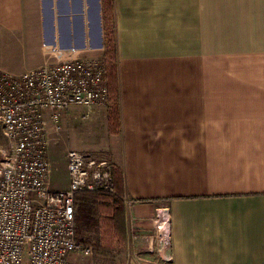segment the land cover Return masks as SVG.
Masks as SVG:
<instances>
[{"label":"crops","instance_id":"obj_1","mask_svg":"<svg viewBox=\"0 0 264 264\" xmlns=\"http://www.w3.org/2000/svg\"><path fill=\"white\" fill-rule=\"evenodd\" d=\"M258 15L264 30V0H112L110 9L108 0H0V70L14 75L54 53L106 63L112 27L117 94L85 113L70 106L60 129L50 123L48 157L51 144L67 141L59 189L69 184V150L111 160L123 193L144 201L135 210L144 232L167 201L170 261L147 251L128 264H264ZM210 42L213 61L238 58L248 75L227 71L210 91Z\"/></svg>","mask_w":264,"mask_h":264},{"label":"built area","instance_id":"obj_2","mask_svg":"<svg viewBox=\"0 0 264 264\" xmlns=\"http://www.w3.org/2000/svg\"><path fill=\"white\" fill-rule=\"evenodd\" d=\"M107 67L99 60L54 53L39 67L14 75L0 70V264H81L73 255H92L77 236L76 203L82 194L118 196L134 223L133 238L170 261L169 208L157 202L153 228L144 232L136 207L144 201L117 193L114 165L91 152L69 150L65 189L52 187L47 132L60 129L72 105L91 108L111 97Z\"/></svg>","mask_w":264,"mask_h":264},{"label":"rangeland","instance_id":"obj_3","mask_svg":"<svg viewBox=\"0 0 264 264\" xmlns=\"http://www.w3.org/2000/svg\"><path fill=\"white\" fill-rule=\"evenodd\" d=\"M257 20L259 23L257 33L264 39L263 15L262 17L258 15ZM109 24L111 26V22H109ZM107 40L106 63L102 62V60L101 62L107 67L108 76H111L116 67L115 38L114 33L112 32V27H108ZM222 45H225V43L218 44V47ZM262 45L263 42L261 45H258V47H261ZM216 48L217 46H214L210 42V55L215 56L214 58H211V61L218 56L217 53L213 54L211 52L212 49ZM251 48L254 49V45H252ZM237 59L238 58H235V61H226L223 58H217V61L212 62L210 67L214 70V74L211 76L212 82L210 80V91H217L216 89L219 87L217 81L220 82V85L226 82L225 74L227 71L239 76L248 75L247 69L238 68ZM109 106L116 110L118 106L117 100ZM71 109L81 113H85L86 111L84 107L77 105H74ZM0 144H5V139L1 132ZM51 146L52 157L51 154L49 155L51 160L50 181L52 187L59 189L60 184L65 185L68 179L62 168V153L69 145L67 144V141L61 144L60 141H57L56 143L51 144ZM76 208L78 239L84 244L92 246L93 253L88 256L73 255L70 258L72 261L81 264H128L130 254H148L146 245L147 240L144 238H133L134 223L130 216L127 215L124 204L121 203L115 195L101 193L82 194L77 200ZM122 212L123 220L121 221V224L123 225L120 227L118 217L121 216ZM123 226H125V230L122 228Z\"/></svg>","mask_w":264,"mask_h":264},{"label":"trees","instance_id":"obj_4","mask_svg":"<svg viewBox=\"0 0 264 264\" xmlns=\"http://www.w3.org/2000/svg\"><path fill=\"white\" fill-rule=\"evenodd\" d=\"M108 8L109 9L112 8V0H108ZM116 80H117L116 79V73H115V69H114V71L112 72V74L110 76V91H111V93H112V91H114L117 94V82H116ZM117 118H118V114L117 113L116 114H112V120L114 122H115V120H117ZM114 176H115V183H116L117 193L120 194V195H123L124 194L123 190L120 189V187H119L120 178H117V174L115 172V169H114ZM116 197H118V196H116ZM118 200H120V202L123 203L119 197H118ZM119 218H120V220H119ZM122 220H123V212H122L121 216L118 217V223L120 224L119 225L120 227H121V225H123V224H121ZM122 228L125 230V226H123Z\"/></svg>","mask_w":264,"mask_h":264}]
</instances>
